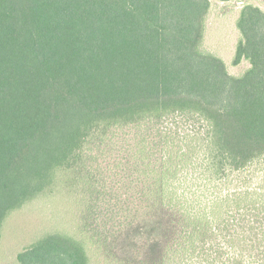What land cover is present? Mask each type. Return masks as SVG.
I'll return each mask as SVG.
<instances>
[{
    "label": "trees",
    "instance_id": "trees-1",
    "mask_svg": "<svg viewBox=\"0 0 264 264\" xmlns=\"http://www.w3.org/2000/svg\"><path fill=\"white\" fill-rule=\"evenodd\" d=\"M211 6L0 0V241L61 182L84 234L19 264H264V10L239 12L235 76L202 48Z\"/></svg>",
    "mask_w": 264,
    "mask_h": 264
},
{
    "label": "rangeland",
    "instance_id": "rangeland-1",
    "mask_svg": "<svg viewBox=\"0 0 264 264\" xmlns=\"http://www.w3.org/2000/svg\"><path fill=\"white\" fill-rule=\"evenodd\" d=\"M211 2L202 48L205 52L221 57L232 75L241 76L251 65L247 60L238 65L234 64L236 47L240 39L237 17L241 8L248 2L264 10V0H231L227 3L211 0ZM113 160V156L106 159ZM80 227L75 194L68 192L61 182L53 192L27 202L4 220L0 241V264H19V254L49 233L61 232L81 239L84 234ZM131 240L139 250H142V244L148 241V236L131 235ZM88 251L89 264H108L94 245L89 244Z\"/></svg>",
    "mask_w": 264,
    "mask_h": 264
}]
</instances>
